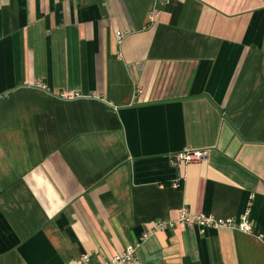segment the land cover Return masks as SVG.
Wrapping results in <instances>:
<instances>
[{
  "label": "crops",
  "instance_id": "crops-1",
  "mask_svg": "<svg viewBox=\"0 0 264 264\" xmlns=\"http://www.w3.org/2000/svg\"><path fill=\"white\" fill-rule=\"evenodd\" d=\"M157 1L0 0V264H264V0Z\"/></svg>",
  "mask_w": 264,
  "mask_h": 264
},
{
  "label": "built area",
  "instance_id": "built-area-1",
  "mask_svg": "<svg viewBox=\"0 0 264 264\" xmlns=\"http://www.w3.org/2000/svg\"><path fill=\"white\" fill-rule=\"evenodd\" d=\"M157 2L163 4L167 2V0H158ZM117 36L121 37L120 30H118ZM206 153V148L186 147L181 150L178 149L176 152H174L172 154V161L175 163H177L178 161L185 163L191 161L195 162L203 159ZM179 184L180 181L178 177L177 181L174 182V185L178 186ZM193 222L197 224L200 232H204L207 227L215 228L220 225L237 228L244 232L252 230V225L246 215L240 216L239 218H236L235 216L217 217L207 212H191L187 206L180 205L177 209V215L175 218L158 219L156 221L154 220L151 227L143 234H141L140 240L145 239L154 231L165 230L168 226L170 227L177 223L192 224ZM140 240L133 243H126V246L121 251H115L112 256L105 258V260L101 264H131L135 259V250ZM87 257L88 255L86 253L81 256V260L85 262Z\"/></svg>",
  "mask_w": 264,
  "mask_h": 264
}]
</instances>
